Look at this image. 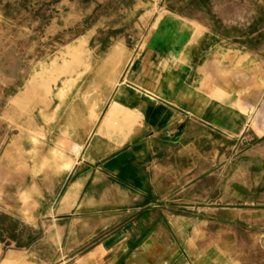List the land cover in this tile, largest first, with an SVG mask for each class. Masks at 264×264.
Instances as JSON below:
<instances>
[{
    "label": "crops",
    "instance_id": "crops-1",
    "mask_svg": "<svg viewBox=\"0 0 264 264\" xmlns=\"http://www.w3.org/2000/svg\"><path fill=\"white\" fill-rule=\"evenodd\" d=\"M83 49L72 73L51 75L61 61L42 75L43 85L71 89L43 110L39 141L67 148L58 159L27 151L31 181L20 192L33 200L35 177L59 178L41 202L58 245L48 264H249L247 241L264 235V161L235 172L227 201L204 146L214 136L259 135L264 60L176 10L156 17L138 49ZM32 246L10 250L0 264H36Z\"/></svg>",
    "mask_w": 264,
    "mask_h": 264
},
{
    "label": "rangeland",
    "instance_id": "rangeland-1",
    "mask_svg": "<svg viewBox=\"0 0 264 264\" xmlns=\"http://www.w3.org/2000/svg\"><path fill=\"white\" fill-rule=\"evenodd\" d=\"M166 10L210 24L228 42L264 60V0H0V262L10 250L25 251L31 244L35 254L30 258L36 264H48L58 255L55 232L49 231V223L41 215V202L48 197L44 190L59 186V178L35 177L33 200L20 194L31 181L26 177L27 151L36 158L51 151L58 159L67 148L57 145L53 149L39 141L42 135L36 128L47 119L43 110L61 103L71 89L52 88L51 82L45 81L44 92L41 86L37 88L42 75L61 61H65L61 70L51 75L62 78L69 74L80 60L76 59L86 56L84 45L87 55L89 50L100 55L116 43L138 49L156 17ZM77 39L83 46H68ZM30 79L34 86L28 91ZM259 122L264 125V111L253 119L259 135L250 129L241 138L214 136L204 146L210 153L207 172H219L227 201L232 199L229 187L235 172L264 161L258 156V161H252V154H258L260 148L264 152ZM43 168L34 172H43ZM209 184L216 187L217 179L211 177ZM181 209L198 212L184 204ZM247 244L249 264H264V235H258L256 245L254 240ZM24 259L13 264H22ZM3 264H11V260Z\"/></svg>",
    "mask_w": 264,
    "mask_h": 264
}]
</instances>
